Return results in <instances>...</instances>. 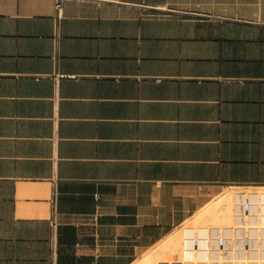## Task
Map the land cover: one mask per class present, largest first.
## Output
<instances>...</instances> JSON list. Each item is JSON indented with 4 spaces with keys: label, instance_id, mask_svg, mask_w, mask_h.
Here are the masks:
<instances>
[{
    "label": "crops",
    "instance_id": "0c3cea01",
    "mask_svg": "<svg viewBox=\"0 0 264 264\" xmlns=\"http://www.w3.org/2000/svg\"><path fill=\"white\" fill-rule=\"evenodd\" d=\"M260 188L264 0H0V264H160Z\"/></svg>",
    "mask_w": 264,
    "mask_h": 264
},
{
    "label": "built area",
    "instance_id": "2783aa9c",
    "mask_svg": "<svg viewBox=\"0 0 264 264\" xmlns=\"http://www.w3.org/2000/svg\"><path fill=\"white\" fill-rule=\"evenodd\" d=\"M233 223L225 227H188L195 250L200 242L217 247L218 256L196 264H264V188L232 192ZM211 250H209L210 252ZM166 264H182L166 263Z\"/></svg>",
    "mask_w": 264,
    "mask_h": 264
},
{
    "label": "bare ground",
    "instance_id": "6f19581e",
    "mask_svg": "<svg viewBox=\"0 0 264 264\" xmlns=\"http://www.w3.org/2000/svg\"><path fill=\"white\" fill-rule=\"evenodd\" d=\"M229 193V192H228ZM230 202L229 206L227 208H222L224 203ZM211 205L209 209H206L208 212H203L201 216L207 217V219H211V222L214 223H220L221 221H228L230 220V223H233L234 220V214L232 212V196L231 195H221L220 196V203L219 204H209ZM223 205V206H222ZM221 206V207H220ZM212 208V209H211ZM228 218L226 219V217ZM210 221V220H209ZM222 223V222H221ZM219 225H224L219 224ZM231 225V224H229ZM216 226V225H214ZM226 226V225H224ZM228 226V225H227ZM190 227V226H189ZM200 227V226H199ZM219 227V226H218ZM201 228H208V226H202ZM215 228V227H214ZM221 228V227H220ZM182 234V237L180 238L179 232L170 235L169 239H167L161 248V252L168 254H172L173 256H161L159 259L160 264H166V263H181L182 264H196L193 263V258H197L203 262V260H207L208 258H214L218 256L217 254V247L214 243L210 245H206L205 243L200 242L198 244V249L193 248L191 244L192 239V230H184V228H181L180 231ZM169 237V236H168ZM167 237V238H168ZM209 250H211L209 252ZM165 254V255H166ZM157 256V255H156Z\"/></svg>",
    "mask_w": 264,
    "mask_h": 264
},
{
    "label": "rangeland",
    "instance_id": "374dc122",
    "mask_svg": "<svg viewBox=\"0 0 264 264\" xmlns=\"http://www.w3.org/2000/svg\"><path fill=\"white\" fill-rule=\"evenodd\" d=\"M220 203V197L219 198H216L213 202H211L210 204H219ZM229 204H231L230 202H227V203H224L222 206V208H227L228 206H229ZM211 205H208L204 210H202L199 214H197V216H196V218H195V220L194 221H189V222H187L186 224H185V226H191V227H198V226H200V227H202V226H210V225H213V227H221V225H219V224H224V225H228V224H231L230 223V220L228 221V223L226 222V221H221L220 223H214L213 224V222H211V220H212V217H211V219H207V217H206V215L205 216H201L202 215V213L203 212H208V211H206V209H209V207H210ZM221 207V206H220ZM212 209V208H211ZM226 217V216H225ZM228 218V216L226 217V219ZM210 220V221H209ZM214 225H216V226H214ZM223 226V225H222ZM181 231V229H179V234L181 233L180 232ZM176 233H178V232H176ZM176 233H173V234H171V235H174V234H176ZM180 236V238L182 237V234H180L179 235ZM170 237H172V236H169L168 238H166L165 239V241L167 240V239H169ZM165 241H163L161 244H159V258L161 257V256H173L172 254H166V253H164V252H161L160 250H161V248H162V245H163V243L165 242ZM166 254V255H165ZM159 260H161V259H159ZM156 262L157 261H151L150 260V258L147 260V261H145L143 264H156Z\"/></svg>",
    "mask_w": 264,
    "mask_h": 264
}]
</instances>
